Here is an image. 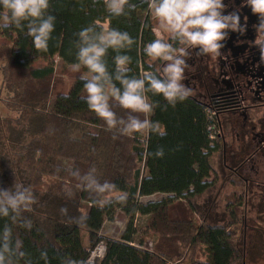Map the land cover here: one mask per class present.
<instances>
[{
    "label": "trees",
    "instance_id": "obj_1",
    "mask_svg": "<svg viewBox=\"0 0 264 264\" xmlns=\"http://www.w3.org/2000/svg\"><path fill=\"white\" fill-rule=\"evenodd\" d=\"M130 2L135 8L126 7L128 15L114 17L106 11L103 0H50L48 11L56 16V22L47 50L35 49L26 30L0 29V35L12 42L3 72L7 69L5 74L17 80L8 83L7 99L18 112L14 128L10 120L0 116V187L22 182L36 198L32 211L23 213L32 222L31 230L17 224L14 233L23 240L33 264H45L40 259L41 250L47 251L48 264H60L65 255L86 259L89 249L100 240L105 251L97 264H168L169 259L180 255L177 243L204 247L205 260L196 259L190 264L241 262L243 256L233 243L230 223L196 225L185 218L169 217L174 203H190L191 198L212 186V156L220 148L223 160L222 144L208 137L205 103L189 95L172 107L162 95L148 93L150 101L158 106L147 116L139 114L140 118L154 121L163 134L144 129L120 135L116 129L107 130L103 119L88 108L81 95L84 82L80 75L67 95H55L51 87L52 62L33 66L38 58L54 56L65 65H73L76 34L88 26L102 30L101 24L107 22L108 27L127 31L134 39L131 48L121 50L131 57L129 75H142L150 70V63L153 68L159 67V61L153 62L143 53L145 42L159 38L149 17V0ZM115 55L109 49L105 57L110 72L114 70ZM80 70L87 71L83 67ZM114 110L119 116L127 111L118 106ZM91 126L96 128L92 131ZM158 148L163 149L162 156L155 155ZM92 166L101 182H113L115 192L126 195L124 202L113 199V193L97 196L78 187L70 170L78 168L83 174ZM45 176L52 178L39 188L36 183ZM154 194L168 196L140 200ZM102 199L111 202L101 207L97 200ZM61 208L67 213H61ZM117 211L128 217L123 232L119 238L103 236L104 222L112 220ZM137 214L148 216V231L161 235L153 250L143 248L141 241L134 243L133 220ZM238 216L236 210L231 212V221H237ZM7 222L6 218L0 219V226Z\"/></svg>",
    "mask_w": 264,
    "mask_h": 264
},
{
    "label": "clouds",
    "instance_id": "obj_2",
    "mask_svg": "<svg viewBox=\"0 0 264 264\" xmlns=\"http://www.w3.org/2000/svg\"><path fill=\"white\" fill-rule=\"evenodd\" d=\"M103 2L106 11L114 17L128 15L126 7L135 8L130 0ZM242 3L250 6L254 14H259V22L254 25L257 32L254 43L264 62V0H242ZM49 4L50 0H0V29L26 30L35 49L47 50L56 22V16L48 11ZM226 7L224 0H149L151 15L158 21L160 30L168 34V39L155 38L145 42L144 55L153 62L159 61L160 66L153 68L150 63V70L139 76L129 75L131 57L121 51L134 44L127 31L117 28L98 31L93 26L80 29L74 41L76 62L72 70L87 69L79 77L84 82L85 101L88 108L103 119L107 130L116 129L120 135H131L144 129L163 134L154 121L140 118L139 114L147 116L158 106L147 94L162 95L172 107L188 98L191 89L184 81L190 50H195L198 55H219L228 30L240 33L246 30L241 24L239 11L225 13ZM109 49L116 53L112 72L105 60ZM117 106L127 110L124 116L116 113ZM155 155L162 156L163 149L158 148ZM70 175L84 191L97 196L113 193L112 198L116 201L126 200L125 194L115 192L113 182H101L95 166L83 174L78 168L72 169ZM35 202L33 190L22 182L14 181L10 187H0V219L9 221L0 226V264H33L24 250L23 240L13 229L19 224L31 230L32 222L23 213L31 212ZM109 202L107 199L97 200L101 207ZM60 211L67 213L66 208ZM40 259L48 264L46 250H41ZM60 264H89V261L65 255L60 258Z\"/></svg>",
    "mask_w": 264,
    "mask_h": 264
},
{
    "label": "rangeland",
    "instance_id": "obj_3",
    "mask_svg": "<svg viewBox=\"0 0 264 264\" xmlns=\"http://www.w3.org/2000/svg\"><path fill=\"white\" fill-rule=\"evenodd\" d=\"M148 13L152 24L154 25V32L157 37L167 38L168 34L160 30L158 21L151 15L150 9ZM103 29L114 28L108 27L107 22H103ZM12 50V42L8 38L0 35V116L10 120L11 127L14 128V120L18 116V112L15 107L9 106L7 85L8 83H16V78H12L9 74L3 72L4 66L8 63L10 53ZM52 62L54 67L53 78L51 87L52 93H66L71 87L74 79L84 73L85 71H73V65H65L62 61L54 56L52 58H38L33 62V66L40 67ZM55 95L53 94L49 100V105L52 103ZM82 96H86L84 88L81 91ZM223 123V122H222ZM216 126L217 140L222 144L221 139L224 138L225 142H234L237 145L238 142L234 141L237 129L230 131L228 128ZM96 127L91 126L93 131ZM219 128V133H218ZM240 129L238 128V132ZM240 135V134H239ZM241 137V136H240ZM221 148L215 152L212 156L213 169L210 174L212 180V186L206 190L203 194L197 197H193L188 203L185 200H179L173 204V209L169 214L171 219L178 217L185 218L193 224H209V225H226L230 223L229 230L232 233L233 243L236 249L243 256L241 262L235 264H264V204L260 205L264 198V188H253L252 191L247 189L245 183L242 180L235 178L230 174V170L223 165L221 157ZM260 172L264 179V167L261 166ZM51 176H45L40 182L36 184L39 188L51 180ZM35 184V185H36ZM167 194H154L148 197H143L140 200L146 202L148 200H160L167 198ZM240 207L237 209V207ZM256 205L263 206L262 208ZM181 208L178 210V208ZM238 212V220L231 221L230 214L233 211ZM128 217L121 211H117L112 220H106L101 229V234L105 237L119 238L123 232ZM148 216L137 214L134 217V243L138 244L142 242V247L153 250L159 243L161 235L147 229ZM258 242V250L260 254L256 256L253 251L252 244ZM263 243V244H260ZM179 246V256H174L168 260V264H190L196 259L205 260L206 252L203 246L196 245L195 247L188 244L183 245L177 243ZM263 245V247H262Z\"/></svg>",
    "mask_w": 264,
    "mask_h": 264
},
{
    "label": "flooded vegetation",
    "instance_id": "obj_4",
    "mask_svg": "<svg viewBox=\"0 0 264 264\" xmlns=\"http://www.w3.org/2000/svg\"><path fill=\"white\" fill-rule=\"evenodd\" d=\"M224 3L225 13L239 11L246 30H228L219 55H198L190 50L184 83L194 99L216 109L218 126L237 129V145L222 138L223 165L252 191L264 188L260 172L264 167V62L254 43L259 14H254L242 0ZM259 204H264V198ZM260 205L256 206L262 208Z\"/></svg>",
    "mask_w": 264,
    "mask_h": 264
},
{
    "label": "built area",
    "instance_id": "obj_5",
    "mask_svg": "<svg viewBox=\"0 0 264 264\" xmlns=\"http://www.w3.org/2000/svg\"><path fill=\"white\" fill-rule=\"evenodd\" d=\"M203 111L207 120L206 130L208 132V137L210 140H214L217 133L216 126H218L216 109L212 106L204 105ZM219 132L220 131L218 128V133ZM104 251L105 244L100 240L88 251L86 259L89 261V264H97L100 258L103 256Z\"/></svg>",
    "mask_w": 264,
    "mask_h": 264
},
{
    "label": "crops",
    "instance_id": "obj_6",
    "mask_svg": "<svg viewBox=\"0 0 264 264\" xmlns=\"http://www.w3.org/2000/svg\"><path fill=\"white\" fill-rule=\"evenodd\" d=\"M260 244H263V243H260ZM257 245H258V242H255L252 244L253 251L256 253V256H258L260 254V250L257 249L258 248ZM262 247H263V245H262Z\"/></svg>",
    "mask_w": 264,
    "mask_h": 264
}]
</instances>
